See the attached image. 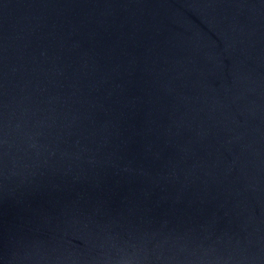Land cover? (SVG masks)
<instances>
[{
    "label": "water",
    "instance_id": "1",
    "mask_svg": "<svg viewBox=\"0 0 264 264\" xmlns=\"http://www.w3.org/2000/svg\"><path fill=\"white\" fill-rule=\"evenodd\" d=\"M0 264H264V0H0Z\"/></svg>",
    "mask_w": 264,
    "mask_h": 264
}]
</instances>
